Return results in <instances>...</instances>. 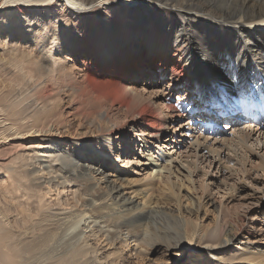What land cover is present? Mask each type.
Masks as SVG:
<instances>
[{
    "label": "bare ground",
    "instance_id": "obj_1",
    "mask_svg": "<svg viewBox=\"0 0 264 264\" xmlns=\"http://www.w3.org/2000/svg\"><path fill=\"white\" fill-rule=\"evenodd\" d=\"M263 22L264 0H0V152L14 153L0 172L20 207L17 226L0 213V264H167L161 252L175 264H264L252 228L207 226L192 191L171 186L191 177L183 148L216 165L223 147L255 138L264 154ZM63 101L95 137L61 136L73 128ZM224 107L238 108L233 124L213 132ZM114 111L124 125L109 123ZM240 112L256 125L239 126ZM134 148L140 161L127 162L144 178L113 154Z\"/></svg>",
    "mask_w": 264,
    "mask_h": 264
},
{
    "label": "rangeland",
    "instance_id": "obj_2",
    "mask_svg": "<svg viewBox=\"0 0 264 264\" xmlns=\"http://www.w3.org/2000/svg\"><path fill=\"white\" fill-rule=\"evenodd\" d=\"M262 24L264 25V22ZM66 56L72 57L73 55L71 53L63 54L64 58H66ZM3 86L4 84L0 82V88H3ZM222 104L225 105L226 104L225 101H223ZM224 109L225 111L223 112V119H225V121L222 122V124L220 125L218 124V121L221 120H217L214 122V129L215 128L219 129L221 133H222V126L230 123L233 124V121L227 115V113L228 112L232 113L234 111L238 112V108H233L232 110H228L226 107H224ZM60 110L62 112L63 117L67 121L73 123V128L71 130L72 134L63 135L64 133H61V136L75 140H82L86 136H88L89 138L91 136L95 137V132H90L87 127L81 126L80 122L77 121V118H75L72 112V106L69 102L63 101V105L60 108ZM240 114L243 116V120L241 121V124L239 123V126L242 127L244 126V124L256 125L253 119L244 116L241 112ZM233 116H235L236 118V115ZM124 122L125 119L123 113H119L117 111H114L112 113V116L109 120V123L113 124V127L115 125L116 126L124 125L125 124ZM105 127L107 129L108 126L106 125ZM175 127L176 125L174 126V128ZM85 130H87V133H91V134L84 135L86 133H82V132ZM110 130L112 129H109V131ZM120 132H122V129ZM118 135L119 132L113 134L114 137H118ZM229 138L232 139L233 137L229 136ZM255 140H256L255 138L252 140L249 139V141L246 144V147L238 146L237 151H235L236 149L227 151L226 147H223L225 148L223 149L225 152L222 150L223 152L219 158V160L222 161V164H216V165L214 163L212 164L210 160L206 159V157L204 156H203L204 158L203 157L200 158L197 153L194 152L188 153L187 151V153L185 154L184 153L185 149L183 148L181 150V152L183 151V153H181L180 155L181 158H183V160L185 161V163H188L187 169L189 170V173L193 178L187 177L189 179L188 180L187 178L183 177L184 175H180L181 177L180 180L177 181L172 180L171 186L178 191L181 189L182 194H185L186 190L192 191L193 197L195 201H197L198 208L200 209L198 216L200 217L205 216L206 219L205 224L207 226L214 228L215 227L214 219L217 221L218 217L219 220L224 222L226 226L232 230L236 229L238 227L237 226L238 224L245 225L246 228H252L255 231L254 237H256V240L258 241V243L251 244V246H256L262 249L264 248V206L261 207L260 211L258 212V205L260 204V199H259L260 196L258 192L261 191V189L264 187V172H262L263 164H260L261 162H264V154L262 153L263 155L260 157L254 155L255 153L254 149H256V147H254L253 145H256ZM239 147L242 148L240 149ZM20 148L21 147H19V149L12 152H15V154L17 152L20 153L22 151ZM134 150L135 148L133 149L132 153L129 155L128 158L129 160H127L128 155L123 156V153H121L119 150H115V151L113 150V154L114 156L119 157L122 163H130L127 161H130L131 157L133 162L136 163L139 162L140 160L138 159L139 155L137 154V150L136 151ZM11 156L13 158L14 153L11 154V152L1 151L0 164L9 162ZM135 163L132 165L130 163V168H135L139 176L141 178H144L146 172L140 171ZM2 172H0V213L3 212L6 213L9 216L8 218L9 221L12 223V226H17L15 217L13 216H15L17 212H19L20 207L18 204L15 203V201L11 200L10 198L11 195L7 194L6 192L9 189L10 192L13 189V187L16 186V183L15 181L13 182L12 178L6 177L8 175H4V174L2 175ZM210 174H213V176L219 174V179H213V177L209 176ZM185 175L187 174L185 173ZM191 179L193 180V183L190 182ZM59 191L61 192L60 196L63 197L64 199L66 198L67 202L70 205L73 206L75 204L74 199L72 198L71 195V191L67 187L59 188ZM231 191H233V194H231L232 193ZM55 194L56 193H52L53 199L56 197ZM4 195L7 198H5ZM53 199L50 196H48L46 201L47 203L52 202L51 204H55L56 201L54 202ZM207 200H213L215 204L208 206L206 204ZM161 203H163L165 207L169 209L176 210L177 208V204L175 203V201L173 199H167V196L163 197ZM161 230L164 232V234H160L161 236L173 237L172 235H175L174 225H167L165 222H163V226L161 227ZM244 237L245 238L243 241L245 242L247 241V239H250L248 238L247 234ZM228 238L229 237H227V239ZM175 258L176 257H173L172 253L168 255L165 252H161L160 255L157 254L155 256V259L162 260L167 264H175L174 263ZM188 260L189 259L187 258V262ZM129 264H137V263H135V261L130 260Z\"/></svg>",
    "mask_w": 264,
    "mask_h": 264
}]
</instances>
